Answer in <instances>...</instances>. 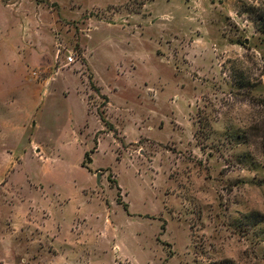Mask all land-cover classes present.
Segmentation results:
<instances>
[{
	"label": "rangeland",
	"instance_id": "rangeland-1",
	"mask_svg": "<svg viewBox=\"0 0 264 264\" xmlns=\"http://www.w3.org/2000/svg\"><path fill=\"white\" fill-rule=\"evenodd\" d=\"M55 1L0 0V264H264V0Z\"/></svg>",
	"mask_w": 264,
	"mask_h": 264
},
{
	"label": "crops",
	"instance_id": "crops-1",
	"mask_svg": "<svg viewBox=\"0 0 264 264\" xmlns=\"http://www.w3.org/2000/svg\"><path fill=\"white\" fill-rule=\"evenodd\" d=\"M47 1V2H46ZM48 1L49 2H51V3H53L54 4V6H56L57 8H60L61 9V7H60V4L58 3V2H56L55 0H35V2H36V4H38V3H42V4H44V5H48L49 6V3H48ZM128 0H126L125 2H124V4L127 2ZM52 4V5H53ZM70 5H76V6H78V8H77V10H80V8L82 7V5L80 4V3H74V1H71L70 2ZM70 5H69V7H70ZM110 5V4H109ZM123 5V4H122ZM40 5H38L37 7H39ZM53 6V7H54ZM142 6H144V3L142 4ZM71 8V7H70ZM97 8V7H96ZM134 13V12H133ZM77 15H79V14H77L76 13V16ZM53 23L55 24V20L53 21ZM54 24H53V27H54ZM54 29H52V31H53ZM43 48H42V45H41V51H42V55L41 56H43ZM42 60L43 61H45L47 64L49 63V65H47V66H50V62H49V60L48 59H46V58H42ZM89 61V60H88ZM90 65V64H89ZM57 72V71H56ZM36 82V81H35ZM42 83H44V81L42 82ZM38 84H41V82L40 83H38ZM34 97H35V95H33ZM102 122V121H101Z\"/></svg>",
	"mask_w": 264,
	"mask_h": 264
},
{
	"label": "trees",
	"instance_id": "trees-1",
	"mask_svg": "<svg viewBox=\"0 0 264 264\" xmlns=\"http://www.w3.org/2000/svg\"><path fill=\"white\" fill-rule=\"evenodd\" d=\"M98 116H99V115H98ZM99 118H100V120H101L103 123H105L104 119H103L101 116H99ZM86 156L88 157V159H90L89 156H88V153L86 154Z\"/></svg>",
	"mask_w": 264,
	"mask_h": 264
},
{
	"label": "built area",
	"instance_id": "built-area-1",
	"mask_svg": "<svg viewBox=\"0 0 264 264\" xmlns=\"http://www.w3.org/2000/svg\"><path fill=\"white\" fill-rule=\"evenodd\" d=\"M68 62H71L72 60H73V57L72 56H69V57H67V59H66Z\"/></svg>",
	"mask_w": 264,
	"mask_h": 264
}]
</instances>
